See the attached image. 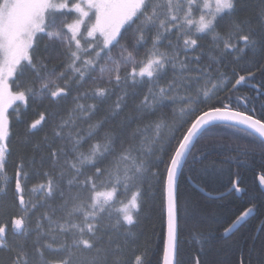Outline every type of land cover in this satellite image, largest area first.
I'll return each instance as SVG.
<instances>
[{"label":"snow or ice","instance_id":"6c2138e0","mask_svg":"<svg viewBox=\"0 0 264 264\" xmlns=\"http://www.w3.org/2000/svg\"><path fill=\"white\" fill-rule=\"evenodd\" d=\"M256 152L264 0H0V264H264V167L256 189L231 171ZM224 165L247 206L217 235L208 201L225 192L179 178Z\"/></svg>","mask_w":264,"mask_h":264},{"label":"trees","instance_id":"16d2710c","mask_svg":"<svg viewBox=\"0 0 264 264\" xmlns=\"http://www.w3.org/2000/svg\"><path fill=\"white\" fill-rule=\"evenodd\" d=\"M258 79V77H257ZM254 94L250 89L248 84H242L239 86V91L236 95H244ZM235 104V99L233 100ZM257 107L259 105L257 104ZM27 118L31 119L32 117V109L30 108L27 113ZM21 127L19 122L14 123L13 130L16 131ZM219 134L225 137H229L232 135L229 129H220ZM203 143V141H201ZM199 147V145H198ZM227 153L224 149H213L210 154L209 161H219L223 159ZM234 154V153H231ZM243 159V158H241ZM209 161H205L208 163ZM197 167L193 166L191 172L185 169L184 176L180 177L181 189L186 193H193L198 195L199 197H204V193H199L195 190L194 184L200 183L201 180L204 183L208 184V189L216 192L222 191L225 192V198L223 200H215L208 201L210 209L214 213V220L209 222L204 229L206 232L211 231L215 234L219 235L222 231L223 227H227L228 223L231 222L232 219L235 218L236 215L239 214V211H242L244 207L247 206V197H242L239 194H228L226 191V187L229 181V168L227 165H224V171L212 177H203L197 173ZM261 167H264V156H261L259 152L252 154L251 158L247 163H237L233 162L231 171H239L241 186L247 189H256L258 188V180L260 175ZM189 175H193L196 177V180L189 182L187 177ZM35 182V181H33ZM152 207L149 211L147 219L142 224V229L151 235L153 241V254L154 260L159 256V248H160V239L159 233L161 232V214H160V204H159V192L157 191L154 194V197L151 200ZM259 222V217L254 220H251L247 225L241 229L240 232H237L233 235L232 239L238 241L239 247H243L244 237L248 236L252 231H254V226ZM183 239V237H182ZM219 245L217 244L216 247ZM198 245H194L191 242L184 245L185 251L194 256L196 251L198 250ZM225 259H238V255L235 250L231 252L228 256L224 257Z\"/></svg>","mask_w":264,"mask_h":264},{"label":"water","instance_id":"95a60500","mask_svg":"<svg viewBox=\"0 0 264 264\" xmlns=\"http://www.w3.org/2000/svg\"><path fill=\"white\" fill-rule=\"evenodd\" d=\"M258 185H259V180H258Z\"/></svg>","mask_w":264,"mask_h":264}]
</instances>
